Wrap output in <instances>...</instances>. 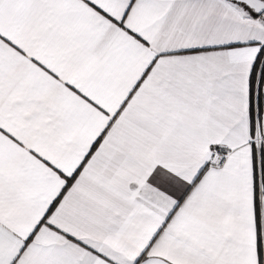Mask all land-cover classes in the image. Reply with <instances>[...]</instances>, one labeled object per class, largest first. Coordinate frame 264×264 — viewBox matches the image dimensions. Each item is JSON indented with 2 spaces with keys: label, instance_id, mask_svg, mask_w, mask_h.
I'll return each mask as SVG.
<instances>
[{
  "label": "snow or ice",
  "instance_id": "snow-or-ice-1",
  "mask_svg": "<svg viewBox=\"0 0 264 264\" xmlns=\"http://www.w3.org/2000/svg\"><path fill=\"white\" fill-rule=\"evenodd\" d=\"M0 264H264V0H0Z\"/></svg>",
  "mask_w": 264,
  "mask_h": 264
}]
</instances>
